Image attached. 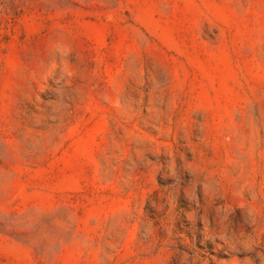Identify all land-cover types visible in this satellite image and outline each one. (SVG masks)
I'll return each instance as SVG.
<instances>
[{
	"label": "rangeland",
	"instance_id": "rangeland-1",
	"mask_svg": "<svg viewBox=\"0 0 264 264\" xmlns=\"http://www.w3.org/2000/svg\"><path fill=\"white\" fill-rule=\"evenodd\" d=\"M0 264H264V0H0Z\"/></svg>",
	"mask_w": 264,
	"mask_h": 264
}]
</instances>
